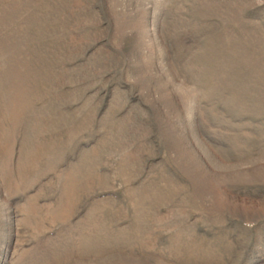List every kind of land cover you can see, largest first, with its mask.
Segmentation results:
<instances>
[{
	"label": "rangeland",
	"instance_id": "obj_1",
	"mask_svg": "<svg viewBox=\"0 0 264 264\" xmlns=\"http://www.w3.org/2000/svg\"><path fill=\"white\" fill-rule=\"evenodd\" d=\"M0 264H264V0H0Z\"/></svg>",
	"mask_w": 264,
	"mask_h": 264
}]
</instances>
